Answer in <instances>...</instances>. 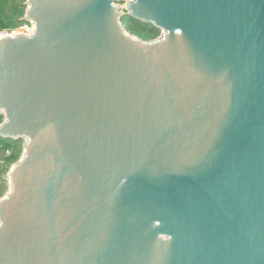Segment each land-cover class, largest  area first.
I'll list each match as a JSON object with an SVG mask.
<instances>
[{
    "label": "water",
    "instance_id": "1",
    "mask_svg": "<svg viewBox=\"0 0 264 264\" xmlns=\"http://www.w3.org/2000/svg\"><path fill=\"white\" fill-rule=\"evenodd\" d=\"M26 6L0 37V138L24 140L0 264H264V0Z\"/></svg>",
    "mask_w": 264,
    "mask_h": 264
},
{
    "label": "rangeland",
    "instance_id": "2",
    "mask_svg": "<svg viewBox=\"0 0 264 264\" xmlns=\"http://www.w3.org/2000/svg\"><path fill=\"white\" fill-rule=\"evenodd\" d=\"M26 2L27 0H0V20L10 24V26L0 28V37L4 35L19 34L20 28L26 23H20L25 16L27 8ZM124 23H127V21H124ZM125 27H127V24H125ZM138 30L142 31V29ZM128 33L141 40L144 39L142 37L143 32L140 34V32L137 33L130 30ZM160 34L161 31L155 37L147 41L156 39ZM2 118L3 115L0 113V124L3 122ZM5 143H7V145ZM23 144L24 140L4 141V143L0 142V199H2L10 190L9 173L23 156Z\"/></svg>",
    "mask_w": 264,
    "mask_h": 264
},
{
    "label": "trees",
    "instance_id": "3",
    "mask_svg": "<svg viewBox=\"0 0 264 264\" xmlns=\"http://www.w3.org/2000/svg\"><path fill=\"white\" fill-rule=\"evenodd\" d=\"M124 21H127V23H124V26L125 24H127V27L125 28L128 32H130V30L135 31L137 33L140 32V34L143 32L142 37L144 38L143 40L145 41L150 40L151 38L155 37L160 32L159 29L155 28L151 24H145V23H142V22L130 19V18H125ZM20 23H24V21H20ZM7 26H10V24H7L4 21L0 20V28H5ZM137 28L142 29V31H139ZM4 141H12V140H5V139L0 138V142L4 143ZM5 144L7 145V143Z\"/></svg>",
    "mask_w": 264,
    "mask_h": 264
},
{
    "label": "built area",
    "instance_id": "4",
    "mask_svg": "<svg viewBox=\"0 0 264 264\" xmlns=\"http://www.w3.org/2000/svg\"><path fill=\"white\" fill-rule=\"evenodd\" d=\"M34 30L32 23L26 22L21 28L19 34L31 35Z\"/></svg>",
    "mask_w": 264,
    "mask_h": 264
},
{
    "label": "bare ground",
    "instance_id": "5",
    "mask_svg": "<svg viewBox=\"0 0 264 264\" xmlns=\"http://www.w3.org/2000/svg\"><path fill=\"white\" fill-rule=\"evenodd\" d=\"M3 37V36H2ZM10 180V179H9Z\"/></svg>",
    "mask_w": 264,
    "mask_h": 264
}]
</instances>
